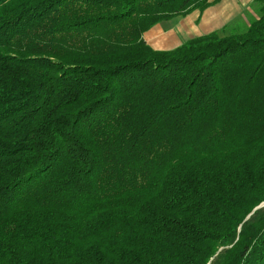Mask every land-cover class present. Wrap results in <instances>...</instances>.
Here are the masks:
<instances>
[{
    "label": "trees",
    "instance_id": "16d2710c",
    "mask_svg": "<svg viewBox=\"0 0 264 264\" xmlns=\"http://www.w3.org/2000/svg\"><path fill=\"white\" fill-rule=\"evenodd\" d=\"M0 0V264H264V0Z\"/></svg>",
    "mask_w": 264,
    "mask_h": 264
},
{
    "label": "crops",
    "instance_id": "0c3cea01",
    "mask_svg": "<svg viewBox=\"0 0 264 264\" xmlns=\"http://www.w3.org/2000/svg\"><path fill=\"white\" fill-rule=\"evenodd\" d=\"M253 1L254 0H218L214 5L207 8L202 13L193 11L190 15L186 16L185 19L190 22H198V27L200 29L199 36L212 32L227 31L234 27L242 26L250 19L257 18L255 14L256 7Z\"/></svg>",
    "mask_w": 264,
    "mask_h": 264
},
{
    "label": "rangeland",
    "instance_id": "374dc122",
    "mask_svg": "<svg viewBox=\"0 0 264 264\" xmlns=\"http://www.w3.org/2000/svg\"><path fill=\"white\" fill-rule=\"evenodd\" d=\"M159 25L153 27L143 37L144 41L157 51L173 50L177 45H182L189 39L199 37L200 29L197 21L190 22L182 18Z\"/></svg>",
    "mask_w": 264,
    "mask_h": 264
},
{
    "label": "water",
    "instance_id": "95a60500",
    "mask_svg": "<svg viewBox=\"0 0 264 264\" xmlns=\"http://www.w3.org/2000/svg\"><path fill=\"white\" fill-rule=\"evenodd\" d=\"M264 208V204H261L259 207H257L256 209L253 210V212L247 217V219L257 210Z\"/></svg>",
    "mask_w": 264,
    "mask_h": 264
}]
</instances>
